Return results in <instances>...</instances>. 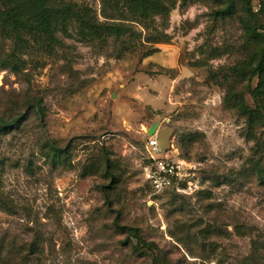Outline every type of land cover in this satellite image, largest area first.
Wrapping results in <instances>:
<instances>
[{
  "label": "rangeland",
  "instance_id": "1",
  "mask_svg": "<svg viewBox=\"0 0 264 264\" xmlns=\"http://www.w3.org/2000/svg\"><path fill=\"white\" fill-rule=\"evenodd\" d=\"M75 1L105 20L99 0ZM226 2L170 0L142 22L124 10L123 39L60 34L52 51L24 48L19 71L0 64V118L23 115L0 133V264H264V127L238 108L258 45L238 2L213 14ZM152 125L192 190L146 179ZM48 142L69 163L52 165ZM129 228L152 250L134 251Z\"/></svg>",
  "mask_w": 264,
  "mask_h": 264
},
{
  "label": "trees",
  "instance_id": "2",
  "mask_svg": "<svg viewBox=\"0 0 264 264\" xmlns=\"http://www.w3.org/2000/svg\"><path fill=\"white\" fill-rule=\"evenodd\" d=\"M99 1L104 21L99 20L87 3L75 0H0V39L9 41L12 45L8 53L1 54L0 50L1 66L19 71L23 63L19 53H22L24 48L36 46L52 51L59 43L60 34L76 35L77 40L88 42L106 41L108 38L123 39L126 34L133 32L132 25L124 22V19H128V16L123 15L124 10L130 13L129 20L142 22L151 15L167 13L170 5H173L172 1L167 5L170 0ZM181 1L184 3L187 0ZM237 2L244 14V33L258 45V49L251 52L247 58L246 66L239 71L240 74L246 75L249 81L256 78L255 85L248 87L253 102L249 105L242 98L238 108L248 125L261 122L264 127V1L259 0V6L255 10L251 0H227L225 6L215 9L213 14L222 18L231 17ZM117 16L121 21H113ZM38 112L43 115L42 106H39ZM22 121L21 114L11 120L0 118V133L17 128ZM47 146L52 165L69 163L68 147H58L52 142H48ZM255 174L257 180L264 184V167H257ZM128 235L137 239V243L133 245L134 251L143 254L147 252L145 250H152L154 243L145 242L135 229L129 228Z\"/></svg>",
  "mask_w": 264,
  "mask_h": 264
},
{
  "label": "built area",
  "instance_id": "3",
  "mask_svg": "<svg viewBox=\"0 0 264 264\" xmlns=\"http://www.w3.org/2000/svg\"><path fill=\"white\" fill-rule=\"evenodd\" d=\"M146 163L143 173L155 190L171 186L178 191L192 190L194 183L186 179L183 165L178 161H170L161 152V146L156 135H148L145 140ZM185 182L186 185L180 187Z\"/></svg>",
  "mask_w": 264,
  "mask_h": 264
},
{
  "label": "water",
  "instance_id": "4",
  "mask_svg": "<svg viewBox=\"0 0 264 264\" xmlns=\"http://www.w3.org/2000/svg\"><path fill=\"white\" fill-rule=\"evenodd\" d=\"M155 129H156V125H152V126L147 130V134H148V135H154V134H155Z\"/></svg>",
  "mask_w": 264,
  "mask_h": 264
}]
</instances>
